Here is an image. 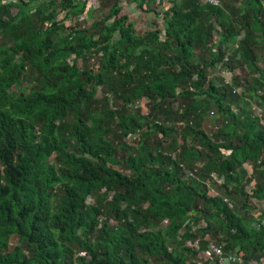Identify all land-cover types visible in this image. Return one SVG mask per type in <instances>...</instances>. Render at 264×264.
Segmentation results:
<instances>
[{"label":"trees","instance_id":"obj_1","mask_svg":"<svg viewBox=\"0 0 264 264\" xmlns=\"http://www.w3.org/2000/svg\"><path fill=\"white\" fill-rule=\"evenodd\" d=\"M91 1L0 0V264L258 260L264 0Z\"/></svg>","mask_w":264,"mask_h":264},{"label":"rangeland","instance_id":"obj_2","mask_svg":"<svg viewBox=\"0 0 264 264\" xmlns=\"http://www.w3.org/2000/svg\"><path fill=\"white\" fill-rule=\"evenodd\" d=\"M153 1L154 0H148V4H147V7H145L146 9H148V7H157V3L154 5L153 4ZM121 2L122 3V15L123 16H128L129 18H131L132 20H134L136 22V29L137 30H140L142 31V33H146L148 30H151L154 28V23H161V18H159V20H157L155 18V14H143V11H139V9H136V5H129L127 4L124 0H122ZM158 2V1H157ZM99 4H96L95 5V14H91L89 16V18H87V21H85L86 19V16L84 18H82V21L80 23L81 27H83L84 29H86L87 27L89 28V24L92 26V24L96 21V18H104L105 16H107L108 14V10H106L105 12L101 11V9H99ZM258 38L260 37L259 35H257ZM217 40V39H216ZM258 66L261 67L262 69L264 68V64L261 63L260 61L258 62ZM220 73L217 71L216 72H211L210 75L211 77L213 78H221L223 79V82L224 83H233V81L236 79V78H242V76L244 77L246 74L244 73V71L242 72L240 69H237L236 71L234 72H231V73H227V72H223L221 73V75H219ZM232 77H230V75ZM219 80V79H218ZM144 103H147L144 102ZM147 106V105H146ZM256 105H249V109L252 110L253 112H257V115L260 119H264V111L262 109H256ZM216 115V112H212V115ZM262 123L264 124V120L262 121ZM219 126V125H217ZM214 128V129H213ZM206 129L207 130H215L216 131V128L215 126H211V125H208L207 123V126H206ZM132 138V137H131ZM131 142H134V139L132 138L131 139ZM248 170H250V167H248ZM250 203L252 204V206H254V208L257 210V211H260V210H263L264 208V202H258L256 200H250ZM256 212V211H255ZM15 242V239L12 238L10 243L11 245H13ZM11 248V246H10Z\"/></svg>","mask_w":264,"mask_h":264},{"label":"built area","instance_id":"obj_3","mask_svg":"<svg viewBox=\"0 0 264 264\" xmlns=\"http://www.w3.org/2000/svg\"><path fill=\"white\" fill-rule=\"evenodd\" d=\"M97 2L98 0L91 1L88 7L96 8L95 5L98 4ZM204 2L213 5H220V0H204ZM230 77L232 76L230 75ZM211 179H212L211 183L208 186L209 194L217 195V191L215 187L212 185V181H215L220 185L222 183V179H220L216 175H212ZM195 248H198V246H195ZM224 248H225V243H220L218 241L211 240L208 245V250L205 253H203L204 254L203 257L206 259V261L209 264H243L244 263L243 258L237 248L229 249L227 252H225ZM249 264H264V255L261 256L258 260L250 261Z\"/></svg>","mask_w":264,"mask_h":264}]
</instances>
